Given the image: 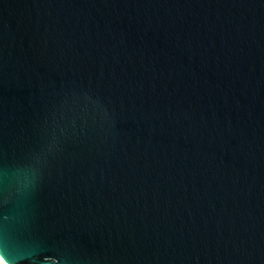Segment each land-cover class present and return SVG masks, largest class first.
<instances>
[{"label": "water", "instance_id": "obj_1", "mask_svg": "<svg viewBox=\"0 0 264 264\" xmlns=\"http://www.w3.org/2000/svg\"><path fill=\"white\" fill-rule=\"evenodd\" d=\"M0 264H264V0H0Z\"/></svg>", "mask_w": 264, "mask_h": 264}]
</instances>
